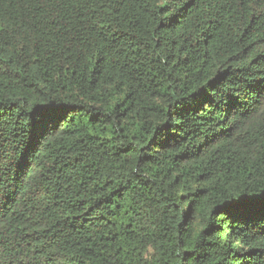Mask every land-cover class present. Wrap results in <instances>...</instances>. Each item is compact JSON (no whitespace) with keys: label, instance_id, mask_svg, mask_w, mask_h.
<instances>
[{"label":"trees","instance_id":"trees-1","mask_svg":"<svg viewBox=\"0 0 264 264\" xmlns=\"http://www.w3.org/2000/svg\"><path fill=\"white\" fill-rule=\"evenodd\" d=\"M0 264H264V0H0Z\"/></svg>","mask_w":264,"mask_h":264}]
</instances>
